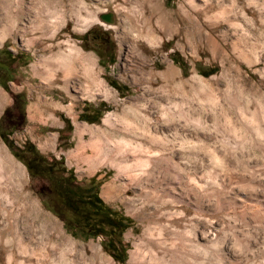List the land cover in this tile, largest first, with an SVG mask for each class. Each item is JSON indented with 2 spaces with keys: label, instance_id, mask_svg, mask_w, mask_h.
I'll use <instances>...</instances> for the list:
<instances>
[{
  "label": "rangeland",
  "instance_id": "obj_1",
  "mask_svg": "<svg viewBox=\"0 0 264 264\" xmlns=\"http://www.w3.org/2000/svg\"><path fill=\"white\" fill-rule=\"evenodd\" d=\"M19 65L44 76L9 82L26 81L30 103L53 97L71 116L95 105L99 118L79 162L32 144L63 157L66 187V173L21 158L23 95L1 109L18 156L0 160V264H132L131 250L133 264H161V251L188 264L187 249L189 264H264V0H0V81ZM79 186L117 226L50 191L77 199Z\"/></svg>",
  "mask_w": 264,
  "mask_h": 264
},
{
  "label": "crops",
  "instance_id": "obj_2",
  "mask_svg": "<svg viewBox=\"0 0 264 264\" xmlns=\"http://www.w3.org/2000/svg\"><path fill=\"white\" fill-rule=\"evenodd\" d=\"M15 51L17 52L18 50ZM15 51L9 49L12 57L16 54ZM19 51V53L22 54L17 55L18 58H21L22 55L26 56V54L31 53L27 45L19 48ZM76 58L80 62V57L78 55ZM25 66L26 65H19L14 72L6 74V76H11V79L6 80L8 86L7 92H10V94H8L7 100L4 99L3 101L2 99L0 115L2 113L1 109L4 110L6 107H9L11 112H18L15 105V97L17 94L21 93L25 102L23 104L22 115H20L19 127L27 133L28 141L33 145L35 143L42 153H49L55 156L56 150L58 149V154H61V156L64 157H62L63 159H73L76 162L84 160V129L85 127L87 128L88 125L94 124L99 118L95 105L87 107L86 110L79 109L74 113V116H71L69 113L66 114V112L62 110L61 104L55 102L53 97L46 98L45 100L37 93L34 97L36 98L35 101L30 103L31 100H33V96L26 81V83L23 81L20 87L15 84L16 88L13 89L8 85L9 82H14V79H18L20 76H22L24 80L36 76L44 78L43 74L38 70H36L37 72L34 70L28 72V68ZM32 109H35V111L33 112ZM57 112L60 114H57ZM44 125L51 127L50 130L42 131L41 129ZM66 125L69 126V129L66 128ZM65 152L68 153L67 156H65ZM14 157L13 150L0 136V160L12 162ZM86 160L87 162L85 165L89 171L88 177H91L97 171V167L94 163H90L88 157Z\"/></svg>",
  "mask_w": 264,
  "mask_h": 264
},
{
  "label": "trees",
  "instance_id": "obj_3",
  "mask_svg": "<svg viewBox=\"0 0 264 264\" xmlns=\"http://www.w3.org/2000/svg\"><path fill=\"white\" fill-rule=\"evenodd\" d=\"M6 82V80H1L0 83L2 85H4ZM82 118V115H81ZM86 119V118H83ZM6 132L3 131L0 127V136L5 140V142L11 146V143L7 140L6 137ZM26 151H29L31 153V156H27V157H23L21 155V158H23V162L26 166V168L33 174L35 175H42L41 172V163H43L44 165H46L49 168H54L56 171H59L61 173H66V175L64 176H60L59 179L63 180L65 186H69L71 185L72 182V172L70 169H66L65 166L62 165L63 163V159H54L51 157V159L49 161H47L42 155L37 154V152L34 151V147L32 144H30L29 142L27 143L26 147H25ZM16 150H13V153L18 156V154L15 152ZM74 187H78V186H74ZM81 188L80 191H82V197H78L77 199L72 198V196H70L68 194V192H70V190L65 191H58L56 188L52 189L50 188V191L54 194H60L63 196V198L67 199L69 201V203H78L81 206H83V208L85 209V211H88V215H86L85 220L89 221V220H93L95 222H97L98 224H102V223H107L108 225H110L111 227H115L117 226V222L114 221V219L111 216L110 221H106L104 219L103 213L108 212V210H106L107 208L103 205V203L101 202L100 198L98 197L96 191L93 190V187H83V186H79ZM76 213V212H75ZM91 229L94 230L93 225L91 226ZM96 232L95 233H103L102 228L100 225H97V228H95ZM93 233V234H95ZM111 245V244H110ZM112 246V245H111ZM122 255V254H121ZM118 259H122V256L119 257Z\"/></svg>",
  "mask_w": 264,
  "mask_h": 264
},
{
  "label": "bare ground",
  "instance_id": "obj_4",
  "mask_svg": "<svg viewBox=\"0 0 264 264\" xmlns=\"http://www.w3.org/2000/svg\"><path fill=\"white\" fill-rule=\"evenodd\" d=\"M111 27H112V25H111ZM152 137V136H151ZM136 143V142H135ZM173 144V143H172ZM133 145V144H132ZM139 146V147H138ZM138 146L136 145V148H139L138 149V151L139 150H141L142 149V145L141 144H138ZM135 150V149H134ZM130 151V150H129ZM159 153V152H158ZM150 156V155H149ZM153 156V155H152ZM156 158V157H155ZM161 158V157H160ZM110 186L109 185H107V187H105L104 189H103V193H107V192H109V188ZM264 196V195H263ZM242 199V198H241ZM189 240V239H188ZM195 241V240H194ZM207 241H209V240H207V238H205L204 239V242L206 243ZM193 243V242H192ZM190 241H189V244H187V241H186V243L184 242V247H188V248H190L191 249V247L194 245V244H192ZM166 244V243H165ZM165 244L163 245L164 247H165ZM196 244H197V242H196ZM196 246V245H195ZM205 244H203L201 247H203V251H204V253H205ZM162 248V247H161ZM185 249H187V248H185ZM199 249V248H198ZM188 250V249H187ZM186 250V251H187ZM199 250H201V249H199ZM186 251H183V257L185 256V258H187V260L184 258V260H185V262H187L188 264L189 263H191V260L189 259V257L187 256L186 257V255H187V252ZM191 251V250H190ZM151 252V251H150ZM166 252H168L167 251V249H166ZM184 252H186V254L184 253ZM193 252V251H192ZM201 252V251H200ZM203 253V254H204ZM160 255L158 256L159 257V261L158 262H161V264H167V261H166V259H165V251L163 252V251H161V253H159ZM151 255H153V254H151ZM150 255V256H151ZM182 255V254H181ZM156 257V256H155ZM155 257H153L154 258V261H156L155 260ZM182 257V258H183ZM138 258V257H137ZM136 258V251L135 250H131L130 251V256H129V259H128V263H132L133 264V262H134V260L135 259H137ZM157 259V258H156ZM151 260H153L152 259V257H151ZM152 263V262H151ZM157 263V262H156ZM263 263V262H262ZM157 264H160V263H157Z\"/></svg>",
  "mask_w": 264,
  "mask_h": 264
},
{
  "label": "flooded vegetation",
  "instance_id": "obj_5",
  "mask_svg": "<svg viewBox=\"0 0 264 264\" xmlns=\"http://www.w3.org/2000/svg\"><path fill=\"white\" fill-rule=\"evenodd\" d=\"M103 216H104V219H105L106 221H110L111 217H110V213H109V212H105V213H103ZM109 226H110V225H109Z\"/></svg>",
  "mask_w": 264,
  "mask_h": 264
}]
</instances>
